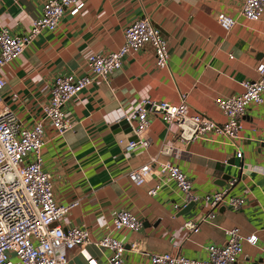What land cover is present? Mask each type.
I'll list each match as a JSON object with an SVG mask.
<instances>
[{"label": "crops", "instance_id": "obj_1", "mask_svg": "<svg viewBox=\"0 0 264 264\" xmlns=\"http://www.w3.org/2000/svg\"><path fill=\"white\" fill-rule=\"evenodd\" d=\"M46 1L0 0V29L25 33ZM82 1L85 8L79 15L66 14L56 31H43L20 58L0 68L7 82L3 103L21 127H33L43 119L42 107L50 101L49 88L56 77L85 75L87 56L117 50L126 28L137 20L148 18L161 30L170 58L168 67L160 70L150 47L128 55L109 83L96 79L66 105L71 128L64 135L45 122L43 169L52 176L55 200L61 205L79 201L58 224L64 230L86 228L95 242L113 231V211H130L143 220V229L112 232L125 246L126 264H150L151 253L176 251L206 259V247L224 245L226 230L237 227L243 236L259 238L257 245L243 243L239 264H264V103L248 109L235 145L221 138L182 144L176 140L175 126L151 115V145L129 154L114 130L141 99L177 105L184 96L191 112L224 123L226 116L215 100L239 95L243 81L257 79L256 66L264 62V20L248 21L240 15L245 0ZM219 14L237 19L229 33L219 25ZM164 143L173 147L169 157L159 155ZM154 158L177 165L199 194L217 191L237 178L230 195L247 203L239 211L221 207L214 224H202L201 231L186 240L185 222L197 221L206 209L198 205L180 216L182 211L172 207L180 201L173 183L151 196L149 185H136L128 178ZM85 252L86 257L78 249L71 251L69 264L107 263L109 252L93 243Z\"/></svg>", "mask_w": 264, "mask_h": 264}, {"label": "built area", "instance_id": "obj_2", "mask_svg": "<svg viewBox=\"0 0 264 264\" xmlns=\"http://www.w3.org/2000/svg\"><path fill=\"white\" fill-rule=\"evenodd\" d=\"M84 8L82 0H47L42 14L32 21L25 33L15 35L8 28H1L0 68L20 58L43 31H56L66 14L77 16ZM240 15L248 21L264 20V0H245ZM217 21L226 33L237 24V19L225 14H219ZM147 47L154 53L155 67L166 69L170 58L168 41L150 19L143 18L126 28L124 43L117 50L89 54L85 75L56 77L49 88L50 101L42 107L43 119L30 128L21 127L15 113L4 105L2 92L7 82L0 75V264H69L71 251L78 249L86 257L85 247L92 243L109 252L106 264H126L125 246L114 238L112 232L128 229L137 233L144 227L143 220L130 211L115 210L112 213L113 231L95 242H92L91 232L86 228L64 230L58 222L77 207L79 201L61 205L55 200L52 176L43 169L42 151L45 122L50 123L58 135H64L71 128L65 115L66 105L96 79L109 83L110 78L122 69L128 55L139 53ZM256 73L257 79L241 83V94L215 100L216 106L226 116L224 123L191 112L186 96L177 105L141 99L135 110L124 118L135 139H121L119 144L129 154L141 147L148 148L151 145L149 131L152 115L159 116L163 123L181 131L178 140L182 144L221 138L235 145L243 130L248 109L264 103V62L257 64ZM172 153L171 144L161 145L160 156L169 157ZM29 155H32V160H29ZM237 157H242L241 151L237 152ZM128 178L136 185H149L148 194L151 196L173 183L180 197V201L172 206L176 212L183 211L190 204L202 205L206 209L197 221L185 222L186 240L192 234L199 233L202 224H214L221 207L239 211L247 203L245 198L230 195L238 182L237 178L230 179L225 187L217 191L199 194L194 190L191 178L168 160L154 158L131 171ZM225 233L227 242L224 245L211 244L206 247V259H191L178 251L151 253L150 264H239L243 243L257 245L259 242L257 236H243L237 227ZM132 248L137 249V245H132ZM87 259L93 262L91 257L87 256Z\"/></svg>", "mask_w": 264, "mask_h": 264}, {"label": "water", "instance_id": "obj_3", "mask_svg": "<svg viewBox=\"0 0 264 264\" xmlns=\"http://www.w3.org/2000/svg\"><path fill=\"white\" fill-rule=\"evenodd\" d=\"M114 130H115V132L120 133L121 134V137L123 139H125L126 141L127 140H134L135 139V135H134L131 127L129 126V124L127 123V121L124 120V119L121 120L116 126H114ZM180 134H181V131H178L177 134H176V140L179 139ZM126 141H125V143H126ZM196 207H197V204H190L186 209H184L180 213V216H186V215H188Z\"/></svg>", "mask_w": 264, "mask_h": 264}]
</instances>
